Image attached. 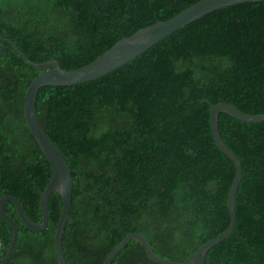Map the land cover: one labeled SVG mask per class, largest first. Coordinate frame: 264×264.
Here are the masks:
<instances>
[{
	"label": "trees",
	"instance_id": "trees-1",
	"mask_svg": "<svg viewBox=\"0 0 264 264\" xmlns=\"http://www.w3.org/2000/svg\"><path fill=\"white\" fill-rule=\"evenodd\" d=\"M198 1L0 0V38L34 62L56 60L74 70ZM1 45L0 199L16 197L42 223L51 171L27 126L24 100L43 70ZM204 100L264 114V2L212 12L94 81L39 90L38 119L73 170L63 235L67 264H103L130 233L143 235L160 257L183 262L227 230L236 168L213 138ZM219 128L243 177L235 231L208 252L206 264H264V122L221 113ZM62 207L61 196L52 194L48 227L34 232L6 204L19 228L13 264H59ZM12 239V227L0 218L6 254ZM112 264L158 263L132 240Z\"/></svg>",
	"mask_w": 264,
	"mask_h": 264
},
{
	"label": "water",
	"instance_id": "water-1",
	"mask_svg": "<svg viewBox=\"0 0 264 264\" xmlns=\"http://www.w3.org/2000/svg\"><path fill=\"white\" fill-rule=\"evenodd\" d=\"M257 2H264V0H200L166 21H157L155 24L142 28L129 37H123L92 63L74 70H64L56 60H49L42 63L34 62L30 60L12 40L0 38V57L5 54L4 47L1 45V42H4L16 48L28 64L43 70L42 73L31 83L26 92L24 100V115L27 126L43 151L51 171L50 181L41 195L40 204L43 217L42 223L33 222L26 214L21 202L16 197L3 196L0 199V218L8 222L13 229V239L10 248L4 259L0 261V264H4L11 258L19 236L18 225L7 214L6 204L8 202L13 204L20 219L27 228L34 232H43L47 229L49 224V201L51 195L54 193H58L63 201L62 212L55 234V248L59 264H67L63 251V235L73 197V170L69 166L61 149L48 136L38 119L36 102L39 90L47 86L70 87L104 77L141 56L170 35L212 12L238 4ZM203 103H206L211 107V130L218 148L234 163L236 168V175L228 198L230 214L229 227L221 235L202 245L196 253L191 254L183 262H173L160 257L154 252L152 246L143 235L130 233L122 243L111 251L103 264H112L116 255L132 240L142 244L149 259L158 264H206L208 252L215 246L227 240L235 231L237 224L236 194L242 181L243 167L239 157L222 139L219 128V115L224 113L241 122L257 124L264 122V114H248L228 103L213 104L208 100H204Z\"/></svg>",
	"mask_w": 264,
	"mask_h": 264
},
{
	"label": "flooded vegetation",
	"instance_id": "flooded-vegetation-1",
	"mask_svg": "<svg viewBox=\"0 0 264 264\" xmlns=\"http://www.w3.org/2000/svg\"><path fill=\"white\" fill-rule=\"evenodd\" d=\"M4 248H5L4 243L1 241V242H0V261L3 260L4 257H5V255H6V253H4ZM4 264H13V262H11V258H10V259H9L7 262H5Z\"/></svg>",
	"mask_w": 264,
	"mask_h": 264
}]
</instances>
